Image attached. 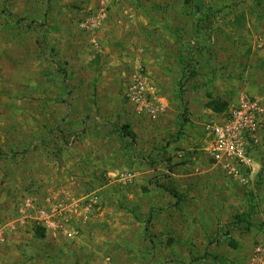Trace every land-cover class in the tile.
Here are the masks:
<instances>
[{
	"label": "rangeland",
	"instance_id": "1",
	"mask_svg": "<svg viewBox=\"0 0 264 264\" xmlns=\"http://www.w3.org/2000/svg\"><path fill=\"white\" fill-rule=\"evenodd\" d=\"M262 3L0 0V264H255L254 248L264 245V137L240 183L209 161L206 128L248 96L240 88L249 70L264 84L253 24ZM103 10L101 29L88 31ZM120 16L132 22L112 24ZM134 75L154 87L156 121L128 97ZM124 174L132 179L121 182ZM62 189L100 193L94 215L71 216L72 239L43 235L23 214L24 198ZM108 200L118 215H147L144 245L105 240L113 234L97 220ZM250 207L262 228L226 231ZM173 219L176 228L162 232ZM181 226L187 240L172 245Z\"/></svg>",
	"mask_w": 264,
	"mask_h": 264
},
{
	"label": "built area",
	"instance_id": "2",
	"mask_svg": "<svg viewBox=\"0 0 264 264\" xmlns=\"http://www.w3.org/2000/svg\"><path fill=\"white\" fill-rule=\"evenodd\" d=\"M105 20L106 11L103 10L86 21L85 28L96 33ZM131 80L128 90L131 103L136 111L144 114L142 116L156 121L162 107L154 87L142 76L134 75ZM206 130L209 161L224 169L240 183H247L248 179L243 177V171L251 169V153L259 147L261 137L264 136L263 104L243 94L228 106L226 115L219 122L207 126ZM131 179V174H124L120 181L126 183ZM66 192L62 189L57 198L48 196L39 202L29 197L24 198V207L27 209L23 212L24 218L44 232H51L53 237L59 234L66 239L76 238L79 231L72 228L71 222H74V218L71 216L77 211H82L88 218L94 215L100 202V193L90 190L76 197ZM252 262L264 264V245L255 246Z\"/></svg>",
	"mask_w": 264,
	"mask_h": 264
},
{
	"label": "crops",
	"instance_id": "3",
	"mask_svg": "<svg viewBox=\"0 0 264 264\" xmlns=\"http://www.w3.org/2000/svg\"><path fill=\"white\" fill-rule=\"evenodd\" d=\"M262 6L264 8V0L262 3ZM126 16L124 18L125 21H123V19H121L124 16H120V17H117L115 20H113L112 24L117 23V25H121V24L131 23L132 22L131 17H126ZM253 24H256V26H257L256 34L258 35V39H260L259 44L262 45V44H264V14H263V17L260 18L258 22H255ZM251 30H252V28H251ZM261 53L263 54L262 55L263 56V63H262V66L259 70V73H261V78L264 81V50H261ZM251 71L252 70H249L247 79L242 84L240 90H241V92L243 91V93L246 92V94H248V96L250 95L252 97H256L259 101L264 103V84H261L260 79H257L256 76H252V75L250 76ZM254 87H257V90H255ZM263 137L264 136H262L261 138L263 139ZM91 180H92V178L90 176H88V181L90 182ZM110 187L111 186H109L105 190V193L106 192L108 193ZM80 191L85 192L83 189H80ZM130 198L133 200H137L136 197L132 194L130 195ZM114 200H117V198ZM116 203L117 202H115V204ZM115 204L112 205V203L108 200L104 210L98 216L99 219L97 217V219H98L97 222L100 225L102 232L106 235L107 230L110 229L109 234L110 233L113 234V235L111 234L112 236L111 237L109 236V238H107V235H106L105 240L108 241L109 243H111L110 244L111 246L116 245L114 242H117V238H122V239H127V240L134 239L137 244L144 245L145 242L143 239V227H145L144 226L145 223H144V225L142 224L143 227H141L139 222L141 220H143V219H141V216H144V219L145 218L147 219V217H146L147 215L143 214L142 212H139L137 208H134L133 214H131V215L123 216L122 212H121V215H118L116 209L114 208ZM167 212H168L167 214H169V212H171V210L169 209V210H167ZM144 221L145 220H143V222ZM177 224H179V223L177 222ZM161 225H162L161 226L162 232L169 233V230H171L172 228L173 229L176 228L175 227L176 220H174V219L169 220V221L165 220V222H162ZM95 226H97V225H95ZM214 226H215L214 228H217L216 225H214ZM177 228H181L183 230L178 232V234L175 236L176 238L173 237L172 245L175 244L176 246H179L182 243H184L185 239L187 240V238H185V231H184V229H186V228L183 226L177 227ZM225 229H226V231H229V229H227V228H225ZM94 230H96V228H94L93 231ZM164 230H166V231H164ZM233 231H236V230H230V232H233ZM116 233H117V235H116ZM220 260H223V259H220Z\"/></svg>",
	"mask_w": 264,
	"mask_h": 264
},
{
	"label": "trees",
	"instance_id": "4",
	"mask_svg": "<svg viewBox=\"0 0 264 264\" xmlns=\"http://www.w3.org/2000/svg\"><path fill=\"white\" fill-rule=\"evenodd\" d=\"M221 111V109H217V112ZM124 129H122L123 131ZM253 207H250L249 210L240 215V216H237L235 217L233 220H231L227 225L224 226V228H227L230 230H236V229H239L241 228L244 224L246 225V227L244 228H255V229H261L262 228V225H256V224H253L251 223V220L253 218ZM40 231L42 232V234L44 235V231L40 229ZM41 234V236H42Z\"/></svg>",
	"mask_w": 264,
	"mask_h": 264
}]
</instances>
